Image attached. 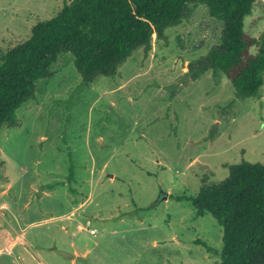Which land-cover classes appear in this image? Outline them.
<instances>
[{
  "label": "rangeland",
  "instance_id": "1",
  "mask_svg": "<svg viewBox=\"0 0 264 264\" xmlns=\"http://www.w3.org/2000/svg\"><path fill=\"white\" fill-rule=\"evenodd\" d=\"M70 1L0 0V54ZM221 31L205 5H189L91 84L71 53L58 56L16 126L0 129V264L220 262L222 228L191 199L232 166L264 165V83L240 99L221 73L188 72ZM244 31L264 32L263 2Z\"/></svg>",
  "mask_w": 264,
  "mask_h": 264
},
{
  "label": "trees",
  "instance_id": "2",
  "mask_svg": "<svg viewBox=\"0 0 264 264\" xmlns=\"http://www.w3.org/2000/svg\"><path fill=\"white\" fill-rule=\"evenodd\" d=\"M255 2L65 3L52 18L37 22L25 41L0 54V129L16 126V110L33 97L38 80L51 76L50 68L60 54L71 53L83 82L91 84L99 76H112L136 49L150 48L153 35L160 39L167 28L180 25L192 4L205 5L210 17L222 24V31L219 44L188 72L221 73L237 97L255 98L264 83V32L253 38L244 31V19ZM191 203L197 217L209 214L222 228L218 264H264V165L242 162L230 167L221 182L204 181Z\"/></svg>",
  "mask_w": 264,
  "mask_h": 264
},
{
  "label": "crops",
  "instance_id": "3",
  "mask_svg": "<svg viewBox=\"0 0 264 264\" xmlns=\"http://www.w3.org/2000/svg\"><path fill=\"white\" fill-rule=\"evenodd\" d=\"M69 220V219H68ZM62 229L66 232V229H65V227H62ZM72 262V261H71ZM74 262H72V264H73Z\"/></svg>",
  "mask_w": 264,
  "mask_h": 264
}]
</instances>
